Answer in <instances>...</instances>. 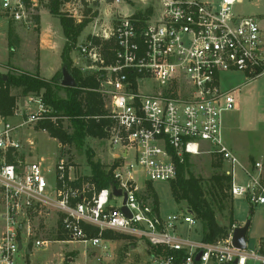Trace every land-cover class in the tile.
I'll list each match as a JSON object with an SVG mask.
<instances>
[{"label": "built area", "instance_id": "built-area-1", "mask_svg": "<svg viewBox=\"0 0 264 264\" xmlns=\"http://www.w3.org/2000/svg\"><path fill=\"white\" fill-rule=\"evenodd\" d=\"M240 1L159 0L154 14L119 12L102 35L92 33L77 45L85 59L81 70L95 78L106 103L116 161L112 184L120 195L111 194L112 184L97 190L90 181L76 182L64 159H30L35 140L23 138L22 129L56 117L41 93L24 96L10 115H0V264H18L19 256L50 241L82 243L87 257L101 261L112 256L117 240L107 231L144 239L146 264H264V236L252 249L247 241L236 248V222L214 242L190 236L199 220L186 207L167 214L155 210L136 181L170 182L184 155L205 151L226 164L231 197L264 204L262 161L244 168L223 137V113L236 109L238 100L221 76H264V17L236 13ZM36 6L37 0H0V14L28 28ZM105 41L112 42L107 51ZM235 166L249 178L246 185L235 183ZM47 226L62 238H42ZM67 263L80 264L71 256Z\"/></svg>", "mask_w": 264, "mask_h": 264}, {"label": "rangeland", "instance_id": "rangeland-1", "mask_svg": "<svg viewBox=\"0 0 264 264\" xmlns=\"http://www.w3.org/2000/svg\"><path fill=\"white\" fill-rule=\"evenodd\" d=\"M49 0H37L36 15L39 17L38 23L33 19L31 27H25L19 23L13 24L9 17L0 14V72L18 74L22 71H39V67L45 76L51 78L54 75H60L62 64L60 51L65 42L62 34L60 20L48 12L46 5ZM216 4L219 0H200ZM159 0H122L116 4L114 0H66L60 5V12L65 18L74 17L82 19L84 11L89 10L88 15L91 20L83 28L78 36L75 46L70 50L69 56L72 63L82 73L81 68L85 59L77 49V45L89 37L92 33L102 35L106 26L110 25L114 17L121 13H143L147 9L156 10ZM234 10L242 15H261L264 17V0H241L235 4ZM41 12V13H40ZM150 14V15H151ZM81 15V16H80ZM40 17L43 25H49L46 35L41 36ZM12 21L14 32L19 37L16 46H12L10 55L8 44V22ZM264 33V32H263ZM264 37V34H263ZM50 42L46 43V40ZM41 44L48 48L41 50ZM39 63V64H38ZM39 65V66H38ZM54 70V71H53ZM45 76H43L45 78ZM47 78V79H49ZM221 84L226 89H232L238 100V107L223 113V137L231 151L237 156L242 166L250 169L255 161H260L264 154V76L253 80H246L241 73H228L221 76ZM16 95L17 103H23V97L19 96L18 89H12ZM59 97H66L65 91L58 92ZM106 109V103H104ZM19 106V104H18ZM22 107H20V110ZM98 116H95L97 119ZM52 124H61L65 130L71 131L70 123L65 117H53L47 119ZM40 122V121H39ZM32 124L29 128H23V138H32L35 144L32 148L30 159L44 157L46 161H56L64 159L71 164L74 169V175L81 178L76 182L88 181L87 177L90 168L86 162V149H89L94 155V159L100 161L105 169L116 165L113 159L112 150L108 143V133L104 137L87 136L81 149L72 144H63L56 137L51 136L46 127L40 126V123ZM42 122V121H41ZM190 170L202 180L208 179L216 172H223L226 164L221 163L219 167H214L212 162L215 158L207 152H201L195 155H188ZM253 162V163H252ZM143 185L139 190L140 194L146 195L152 202L150 192L147 190L143 177L136 180ZM234 181L242 186L249 182V178L244 174L240 166L234 167ZM168 181H152L150 184L153 191L158 196V209L162 214H167L177 209L185 208L184 202L177 204L174 202ZM232 208L233 221L239 225L250 218V226L246 233L247 248L252 249L256 240L264 236V204L251 206L245 196L228 198L226 207L219 211L217 217L221 224L228 223V216ZM185 233L186 228L182 227ZM42 238L54 240L61 235L55 227L47 226L41 230ZM193 237L200 236V226L196 230L188 231ZM62 236V235H61ZM60 239V238H58ZM133 245V247H131ZM112 256L103 257L101 261L90 258L85 255L84 245L79 242L63 243L50 241L45 247H32L31 252L25 258L18 257V264H68V257H73L75 262L80 264H146L149 260V246L142 238H123L112 242ZM22 252V251H21ZM20 252V254H21Z\"/></svg>", "mask_w": 264, "mask_h": 264}, {"label": "trees", "instance_id": "trees-1", "mask_svg": "<svg viewBox=\"0 0 264 264\" xmlns=\"http://www.w3.org/2000/svg\"><path fill=\"white\" fill-rule=\"evenodd\" d=\"M66 0H49L46 8L53 16H57L60 20L62 34L65 42L60 51L62 64L67 65L72 76L77 82L76 87H62L58 84L56 77L52 76L47 79L40 76L36 70L34 72L22 71L18 74L7 71L0 72V115L8 116L12 113L17 102V96L12 93V89L19 90V96H26L30 93H41L45 104L51 107V115L65 117L70 123L71 131L68 132L61 124L54 125L49 120L40 121V126L46 127L51 136L56 137L63 144H72L81 149L87 136L104 137L107 133V126L110 120L106 117L107 110L102 96L95 90L97 82L92 75H85L72 63L69 56L70 50L75 46L76 40L83 28L91 20L88 15L89 10L84 11V16L80 21L74 17L65 18L60 12V5ZM152 13V9H147L143 13H135L136 17L144 18ZM38 23L39 17H34ZM99 41L98 37L93 38ZM19 42L17 33L14 32L12 21L8 22V44L11 55L12 46H16ZM112 44L111 41L104 42V48L107 51ZM5 75V78H4ZM65 91L66 97H59L58 92ZM95 116H98L95 119ZM86 162L90 168L88 181L95 185L97 190L108 187L112 184L111 175L112 166L105 169V166L99 160L94 159L93 153L89 149L85 151ZM263 174L261 183L264 186V154L262 156ZM221 160L215 158L212 162L214 167H219ZM253 163V162H252ZM81 178H79L80 180ZM231 177L225 172H216L208 179L202 180L195 176L190 170V162L188 155H184L183 161L177 162L176 178L170 181V193L175 203L184 202L186 208L200 222L201 239L204 242H214L226 236L227 230L233 223L232 208L230 206L228 223L223 225L217 217L216 211H222L227 204L228 198L233 199L229 194ZM147 190L150 192L152 204L155 210L158 209V196L153 191L150 183L146 184ZM93 233L95 229H92ZM107 237L115 239L127 238L124 234H112L105 232ZM62 238L61 235H57Z\"/></svg>", "mask_w": 264, "mask_h": 264}, {"label": "water", "instance_id": "water-1", "mask_svg": "<svg viewBox=\"0 0 264 264\" xmlns=\"http://www.w3.org/2000/svg\"><path fill=\"white\" fill-rule=\"evenodd\" d=\"M5 78V75H4ZM56 80L58 84L62 87H76L77 82L75 81V78L72 76L69 68L67 65L63 64L60 69V75L56 77ZM111 194L114 195H120L121 191L120 189H117L114 184L111 185ZM122 211L129 216V212L127 209L123 206L121 207ZM250 226V218H248L244 224L241 226L235 227L232 232V245L236 248H245L246 246V233ZM200 253H198L195 257L196 260L199 259Z\"/></svg>", "mask_w": 264, "mask_h": 264}, {"label": "crops", "instance_id": "crops-1", "mask_svg": "<svg viewBox=\"0 0 264 264\" xmlns=\"http://www.w3.org/2000/svg\"><path fill=\"white\" fill-rule=\"evenodd\" d=\"M40 13H41V12H40ZM251 15H252V14H251ZM258 16H261V15H258ZM13 24H16V22H14ZM16 25H18V24H16ZM40 25H41V28H40V29H41V33H40V35H41V36L46 35L45 32H47V31L49 30V29H48V28H49V25H43L41 17H40ZM48 42H50V40L47 39V40H46V43H48ZM40 48H41V50H42V49H44V48H48V47H46V45L41 44ZM38 64H39V63H38ZM38 66H39V65H38ZM39 70H40V72L42 73V75H40V76H42V77L45 76V75L43 74V71L41 70L40 67H39ZM53 71H54V70H53ZM38 72H39V71H38ZM52 73H53V72H52ZM52 73H51V74H52ZM51 74H50V75H51ZM50 75H49V76H50ZM49 76H45V78H49ZM60 91H61V90H60ZM131 247H133V245H131Z\"/></svg>", "mask_w": 264, "mask_h": 264}]
</instances>
